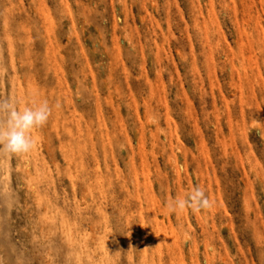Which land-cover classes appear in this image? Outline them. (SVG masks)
<instances>
[{"label":"rangeland","instance_id":"1","mask_svg":"<svg viewBox=\"0 0 264 264\" xmlns=\"http://www.w3.org/2000/svg\"><path fill=\"white\" fill-rule=\"evenodd\" d=\"M0 97L11 264H264V0H0Z\"/></svg>","mask_w":264,"mask_h":264},{"label":"clouds","instance_id":"2","mask_svg":"<svg viewBox=\"0 0 264 264\" xmlns=\"http://www.w3.org/2000/svg\"><path fill=\"white\" fill-rule=\"evenodd\" d=\"M51 114L47 101L26 104L19 108L11 98L0 97V153L9 155L26 154L32 148V130L43 126ZM157 117L152 116L149 124L155 125ZM259 133V125L255 126ZM212 206V201L205 191L194 186L183 198H174L167 204L169 211L190 208L193 211H205ZM188 239L187 233L184 234Z\"/></svg>","mask_w":264,"mask_h":264},{"label":"bare ground","instance_id":"3","mask_svg":"<svg viewBox=\"0 0 264 264\" xmlns=\"http://www.w3.org/2000/svg\"><path fill=\"white\" fill-rule=\"evenodd\" d=\"M1 231H2V225H1V215H0V233ZM9 250L11 249L9 248L7 240L2 241L0 238V264H11V261H10L11 257H10Z\"/></svg>","mask_w":264,"mask_h":264}]
</instances>
